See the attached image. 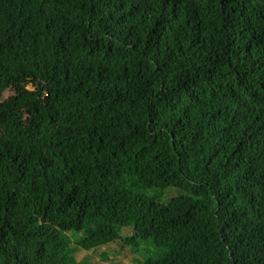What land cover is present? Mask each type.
Here are the masks:
<instances>
[{"label": "trees", "instance_id": "16d2710c", "mask_svg": "<svg viewBox=\"0 0 264 264\" xmlns=\"http://www.w3.org/2000/svg\"><path fill=\"white\" fill-rule=\"evenodd\" d=\"M144 240L264 264V0H0V264Z\"/></svg>", "mask_w": 264, "mask_h": 264}, {"label": "rangeland", "instance_id": "374dc122", "mask_svg": "<svg viewBox=\"0 0 264 264\" xmlns=\"http://www.w3.org/2000/svg\"><path fill=\"white\" fill-rule=\"evenodd\" d=\"M31 87V86H30ZM131 231L125 228L122 231V236L129 234ZM122 241L112 243L109 246L101 247L98 251L79 252L76 257L80 264H138L137 260H144L147 257L154 256V246L151 240H144L140 243L138 249L141 256L134 255L130 247ZM147 253H146V252ZM104 254L106 258L104 257Z\"/></svg>", "mask_w": 264, "mask_h": 264}]
</instances>
